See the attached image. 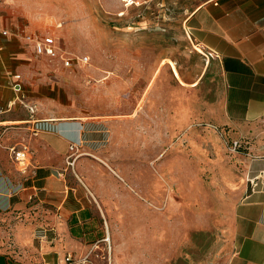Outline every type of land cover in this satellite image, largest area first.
Listing matches in <instances>:
<instances>
[{
    "label": "rangeland",
    "instance_id": "obj_1",
    "mask_svg": "<svg viewBox=\"0 0 264 264\" xmlns=\"http://www.w3.org/2000/svg\"><path fill=\"white\" fill-rule=\"evenodd\" d=\"M132 1L0 3L6 16L26 28L35 24L56 36L64 52L89 58L88 65L72 68L47 62L54 90L67 94L69 106L56 117L106 118L116 155L144 159L147 152L149 158L146 168L126 161L113 174L120 180L148 178L155 193L164 179L163 197L145 202L142 216L132 211L111 218V238L91 254L92 264H227L236 251L230 216L247 184L233 140L215 120L224 96L220 67L195 49L184 27L206 0ZM162 144L158 175L153 148Z\"/></svg>",
    "mask_w": 264,
    "mask_h": 264
},
{
    "label": "crops",
    "instance_id": "obj_2",
    "mask_svg": "<svg viewBox=\"0 0 264 264\" xmlns=\"http://www.w3.org/2000/svg\"><path fill=\"white\" fill-rule=\"evenodd\" d=\"M23 24L6 16L0 3V264H59L105 249L111 218L132 211L142 216L145 202L163 197L164 179L155 193L148 178L120 180L113 174L126 161L146 168L149 158L147 152L144 159L116 155L106 118L56 117L69 109L67 94L54 90L50 60L16 34L21 28L46 31ZM184 27L194 47L220 67L224 96L215 120L239 143L236 158L247 184L230 216L236 251L227 264H264V0H206ZM15 76L21 78L16 88ZM26 105H35L36 112ZM161 147L153 148L158 175ZM13 148L29 153L26 172L13 159Z\"/></svg>",
    "mask_w": 264,
    "mask_h": 264
},
{
    "label": "built area",
    "instance_id": "obj_3",
    "mask_svg": "<svg viewBox=\"0 0 264 264\" xmlns=\"http://www.w3.org/2000/svg\"><path fill=\"white\" fill-rule=\"evenodd\" d=\"M16 34L20 35L31 44L37 56L48 58L50 61H60L66 68H72L74 65L82 67L88 65L89 63L88 57L71 56L64 52L58 43L56 36L53 34L28 32L25 31V28L19 29ZM2 35L8 37L10 33L4 30L2 31ZM15 79L17 83L14 84V88L19 86V81L21 78L20 76H15ZM26 107L32 114L36 112L35 105H26ZM231 148H233L234 151H237L239 148V143L237 141L232 142ZM11 152L13 159L18 164L21 171L26 172L30 165L29 153L26 151V149L16 150L15 148H13ZM59 264H92L91 254H87L81 258L67 256L64 261Z\"/></svg>",
    "mask_w": 264,
    "mask_h": 264
},
{
    "label": "bare ground",
    "instance_id": "obj_4",
    "mask_svg": "<svg viewBox=\"0 0 264 264\" xmlns=\"http://www.w3.org/2000/svg\"><path fill=\"white\" fill-rule=\"evenodd\" d=\"M124 2L127 3V6H129V5H131V4L134 3L132 0H124ZM195 48H196L199 52L203 53V51H202L200 48H198V47H195Z\"/></svg>",
    "mask_w": 264,
    "mask_h": 264
}]
</instances>
